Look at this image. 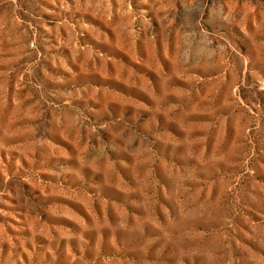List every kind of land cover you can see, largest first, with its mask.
Returning <instances> with one entry per match:
<instances>
[{
	"label": "rangeland",
	"instance_id": "374dc122",
	"mask_svg": "<svg viewBox=\"0 0 264 264\" xmlns=\"http://www.w3.org/2000/svg\"><path fill=\"white\" fill-rule=\"evenodd\" d=\"M0 264H264V0H0Z\"/></svg>",
	"mask_w": 264,
	"mask_h": 264
}]
</instances>
